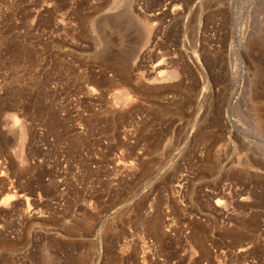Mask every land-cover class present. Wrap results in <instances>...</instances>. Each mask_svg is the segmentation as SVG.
I'll list each match as a JSON object with an SVG mask.
<instances>
[{
    "label": "rangeland",
    "instance_id": "1",
    "mask_svg": "<svg viewBox=\"0 0 264 264\" xmlns=\"http://www.w3.org/2000/svg\"><path fill=\"white\" fill-rule=\"evenodd\" d=\"M0 264H264V0H0Z\"/></svg>",
    "mask_w": 264,
    "mask_h": 264
},
{
    "label": "bare ground",
    "instance_id": "2",
    "mask_svg": "<svg viewBox=\"0 0 264 264\" xmlns=\"http://www.w3.org/2000/svg\"><path fill=\"white\" fill-rule=\"evenodd\" d=\"M159 11H160V10H159ZM151 14H152V13H151ZM103 40H104V39H103ZM128 56H129V55H128ZM116 64H117V63H116ZM154 64H155L156 67L154 66V68L152 69L153 71L151 70L152 72H154V76H155V73H157V75H158V73L161 74V75H163V74H164L163 71H160V70H159V66L161 65V64L159 63V61H158V63L156 62V63H154ZM109 66H110V65H109ZM160 69H162V68L160 67ZM165 70H166V69H165ZM110 71H111V70H110ZM166 71H167V70H166ZM121 72H122V71H121ZM124 72H125V71H124ZM162 73H163V74H162ZM165 73H166V72H165ZM171 74H172V73H171ZM157 75H156V76H157ZM161 75H160V78H162ZM166 75H167V74H166ZM172 75H173V74H172ZM123 76H124V75H123ZM134 76H135V75H134ZM158 76H159V75H158ZM158 76H157V77H158ZM170 77H171V76H170ZM145 79H146V78H145ZM155 80H156V79H155ZM158 80H161V79H158ZM153 81H154V80H153ZM127 91H128V90H127ZM159 92H160V91H159ZM124 93H125V92H124ZM254 93H255V92H254ZM160 94H161V93H160ZM142 95H143V94H142ZM121 97L124 98V96H121ZM249 97H250V96H249ZM126 98H127V97H126ZM121 99H122V98H121ZM122 104H123V103H122ZM13 116H14V115H12V117H13ZM12 117H11V118H12ZM13 119H14V118H13ZM260 120L262 121V119H260ZM16 121H17V120H16ZM16 121H13L15 125H16V123H15ZM13 122H12V123H13ZM17 122H18V121H17ZM12 125H13V124H12ZM18 126H19V125H18ZM19 127H20V126H19ZM14 128H15V126H14ZM24 128H25V127H24ZM18 129H19V128H18ZM20 130H21V129H20ZM13 132H14V131H13ZM18 132H19V130H18ZM20 133H22V132H20ZM20 133H19V134H20ZM16 134H17V133H16ZM19 134H18V135H19ZM20 137H22V136L20 135L19 138H20ZM23 140H24V139H23ZM10 196H11V195L5 194V195L1 198V201L3 200V202H4V201L7 200V199L10 200V198H11ZM9 197H10V198H9ZM217 202H218V201H216V203H217ZM1 203H2V202H1ZM5 203H6V202H5ZM216 203H215V204H216ZM3 204H4V203H2V205H3ZM6 205H7V203H6ZM216 205H217V204H216ZM3 206H4V205H3ZM198 233H199V232H198ZM200 239H201V238H200ZM198 240H199V238H198ZM198 242H199V241H198ZM2 243H3V241H2ZM9 244H10V243H9ZM9 244H8V245H9ZM12 247H13V246H12Z\"/></svg>",
    "mask_w": 264,
    "mask_h": 264
}]
</instances>
